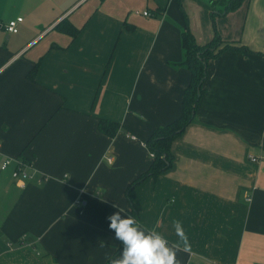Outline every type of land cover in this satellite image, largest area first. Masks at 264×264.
I'll use <instances>...</instances> for the list:
<instances>
[{
	"label": "crops",
	"instance_id": "1",
	"mask_svg": "<svg viewBox=\"0 0 264 264\" xmlns=\"http://www.w3.org/2000/svg\"><path fill=\"white\" fill-rule=\"evenodd\" d=\"M184 15L197 43L217 33L249 51L209 60L172 166L131 190L137 221L180 244L178 264H264V158L251 160L264 154V0H0V162L32 163L23 186L0 169V264H107L120 241L106 217L113 204L129 216L124 190L151 161L143 140L181 110L189 72L170 63ZM99 118L122 126L108 136Z\"/></svg>",
	"mask_w": 264,
	"mask_h": 264
},
{
	"label": "trees",
	"instance_id": "2",
	"mask_svg": "<svg viewBox=\"0 0 264 264\" xmlns=\"http://www.w3.org/2000/svg\"><path fill=\"white\" fill-rule=\"evenodd\" d=\"M242 0H216L209 1L212 6L217 3L222 5L223 9L237 7ZM157 13L163 11L162 7L153 9ZM221 9H219L220 11ZM185 25L180 31V47L182 51L181 60L171 62L173 66H183L189 72V80L185 85L181 95V110L179 115L170 122L155 127L143 142L151 154V161L145 171L134 178L125 188L124 194L129 203V216H133L137 220V209L130 197L131 190L142 180L147 177H156L160 172L170 168L173 163V154L171 152L172 141L182 134L185 127L195 120L197 103L204 91L203 82L207 74V65L210 59L219 55L225 50H238L242 52L249 51L243 44H234L232 42L223 41L217 33L206 43L199 44L195 41L192 33L188 29L186 16L184 15ZM57 30L68 34L73 38L79 31L68 20L62 19L55 26ZM38 67V62L27 73L29 79H33ZM98 129L108 136H113L122 126L119 122L99 118ZM21 159L31 162V159L24 155H17ZM121 242L118 248L113 251L111 257H114L121 249ZM107 264L109 260L107 259Z\"/></svg>",
	"mask_w": 264,
	"mask_h": 264
},
{
	"label": "clouds",
	"instance_id": "3",
	"mask_svg": "<svg viewBox=\"0 0 264 264\" xmlns=\"http://www.w3.org/2000/svg\"><path fill=\"white\" fill-rule=\"evenodd\" d=\"M106 219L108 228L114 238L121 242L122 249L116 257H108L109 264H178L177 252L180 244L170 245L169 241L155 229L145 230L133 216L123 215L124 210L118 208ZM175 234L183 244L184 251L190 250L188 237L178 221L173 222ZM104 247V244L100 245Z\"/></svg>",
	"mask_w": 264,
	"mask_h": 264
},
{
	"label": "built area",
	"instance_id": "4",
	"mask_svg": "<svg viewBox=\"0 0 264 264\" xmlns=\"http://www.w3.org/2000/svg\"><path fill=\"white\" fill-rule=\"evenodd\" d=\"M209 1H216V0H209ZM141 14L143 15H150V12L147 10H143L141 11ZM22 18L21 17H17L15 19H10L8 20L5 25H4V29L8 32H16L17 31V22L20 21ZM132 138H134L133 136H131ZM260 158H264V154L260 155V156H251V160H257ZM108 160H110V158H108ZM9 165H12V171H11V177L14 178L15 180H17L19 182L20 186H23L22 182L23 180H25L26 178L30 177V168L32 166L31 162H27L23 159H21L20 157H12V158H4L1 162H0V169L4 170L6 169ZM66 176V175H64ZM63 176V177H64ZM46 177H40L39 181H41L42 179H45Z\"/></svg>",
	"mask_w": 264,
	"mask_h": 264
}]
</instances>
